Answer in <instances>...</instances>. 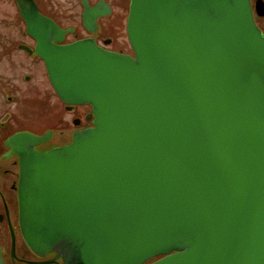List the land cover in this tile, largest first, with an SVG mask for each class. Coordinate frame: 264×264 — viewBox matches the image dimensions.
Segmentation results:
<instances>
[{
	"label": "water",
	"instance_id": "95a60500",
	"mask_svg": "<svg viewBox=\"0 0 264 264\" xmlns=\"http://www.w3.org/2000/svg\"><path fill=\"white\" fill-rule=\"evenodd\" d=\"M14 1L57 97L94 117L43 154L33 147L47 137L7 142L29 248L64 264H264V35L251 0H131L133 57L59 45L72 30ZM80 3L95 33L111 10ZM254 10L263 18L264 2Z\"/></svg>",
	"mask_w": 264,
	"mask_h": 264
},
{
	"label": "flooded vegetation",
	"instance_id": "af4514ba",
	"mask_svg": "<svg viewBox=\"0 0 264 264\" xmlns=\"http://www.w3.org/2000/svg\"><path fill=\"white\" fill-rule=\"evenodd\" d=\"M99 1L93 3L92 0H88L91 7ZM251 1L254 6L256 0ZM129 3L130 0H128V8ZM78 4L81 7L80 0H78ZM111 9L113 10L114 7L112 6ZM20 26L21 32L18 35L15 34L18 40L11 42V56L13 57L11 59V85L5 83L0 86V96L4 97L3 111L0 115V259L2 264H64L62 257L55 252L43 255L35 253L23 238L19 222L20 158L16 154L15 148L7 147V142L21 134H29L38 138L47 137L46 142L33 147L37 153L43 154L71 144L76 134L92 128L94 118L90 106H67L57 98L49 83L44 62L34 52L35 40L26 34L24 22ZM98 33L80 40H93L105 51L124 53L121 50L114 51L111 47L113 41L97 36ZM66 44L68 43L64 41L59 45ZM21 47H25V50ZM15 52L28 57L30 63L26 61L24 62L26 64L23 65V60L16 62ZM129 55L132 56L131 53ZM15 62L17 68H22V72L27 70L20 79L15 76ZM40 81L48 82L47 86L50 88L53 98L56 99V102L49 106L54 108L57 105L63 116L56 118L49 116V122L36 123L33 124L34 126L18 125L16 116L14 117V110L17 107L20 109L28 103L32 96H41L37 93L33 94L30 89L32 86L38 87ZM39 106L44 109L43 106L47 107V103L40 100Z\"/></svg>",
	"mask_w": 264,
	"mask_h": 264
},
{
	"label": "rangeland",
	"instance_id": "374dc122",
	"mask_svg": "<svg viewBox=\"0 0 264 264\" xmlns=\"http://www.w3.org/2000/svg\"><path fill=\"white\" fill-rule=\"evenodd\" d=\"M98 0H92L93 3ZM105 1L114 7L113 14L107 17L106 20L101 19L98 22V35L102 36L104 39H109L113 41L111 45L114 51L121 50L125 54L130 53V47L127 42L126 36V18L128 15V0H100ZM264 1V0H263ZM40 12L51 17L59 26L63 28H71L74 32L65 38V42L71 43L76 39H84L91 34L84 31L81 24V13L82 9L78 4V0H35ZM21 23L16 4L13 0H0V86L5 83L11 85V42L17 41L18 38L15 36L21 32ZM259 27L264 31V18L257 20ZM103 33V34H102ZM16 62L28 61V57H25L18 52L14 54ZM15 62V76L20 79V77L27 72L21 71V67L17 68V63ZM30 63V62H29ZM28 69V68H27ZM19 73H22L19 75ZM47 83L40 81L38 87L32 86L31 92L33 94H39L41 96H32L31 99L23 105L20 109L16 108L14 110L16 118V123L22 126H34L36 123L49 122V116H63L62 112L56 105L54 108L49 106L56 102L47 86ZM11 96V95H10ZM44 101L47 103V107L41 109L38 107V103ZM2 103H4V97L0 96V115L3 111ZM20 106V105H19ZM11 106H9V109ZM42 118V119H41ZM22 119V120H21ZM55 121V120H54ZM64 142V141H63Z\"/></svg>",
	"mask_w": 264,
	"mask_h": 264
},
{
	"label": "trees",
	"instance_id": "16d2710c",
	"mask_svg": "<svg viewBox=\"0 0 264 264\" xmlns=\"http://www.w3.org/2000/svg\"><path fill=\"white\" fill-rule=\"evenodd\" d=\"M151 262H153V261H150L149 263H151ZM149 263H147V264H149Z\"/></svg>",
	"mask_w": 264,
	"mask_h": 264
}]
</instances>
